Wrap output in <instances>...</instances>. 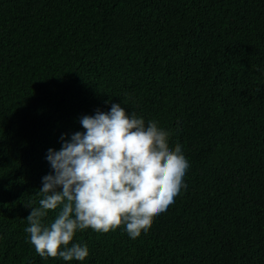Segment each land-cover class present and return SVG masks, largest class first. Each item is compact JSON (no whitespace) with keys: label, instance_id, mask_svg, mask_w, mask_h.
<instances>
[{"label":"trees","instance_id":"1","mask_svg":"<svg viewBox=\"0 0 264 264\" xmlns=\"http://www.w3.org/2000/svg\"><path fill=\"white\" fill-rule=\"evenodd\" d=\"M112 104L181 146L185 186L139 238L41 258L49 149ZM0 264H264V0H0Z\"/></svg>","mask_w":264,"mask_h":264},{"label":"clouds","instance_id":"2","mask_svg":"<svg viewBox=\"0 0 264 264\" xmlns=\"http://www.w3.org/2000/svg\"><path fill=\"white\" fill-rule=\"evenodd\" d=\"M60 151L49 149L54 175L43 177L41 199L26 218L30 244L44 259L85 261L87 245L73 243L78 231L108 233L124 228L135 240L151 229L179 195L189 167L179 144L169 147V133L158 122L145 124L125 107L81 119ZM58 211L48 225L50 211Z\"/></svg>","mask_w":264,"mask_h":264}]
</instances>
